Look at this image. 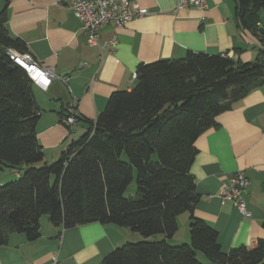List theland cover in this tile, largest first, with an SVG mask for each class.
<instances>
[{
	"label": "trees",
	"instance_id": "16d2710c",
	"mask_svg": "<svg viewBox=\"0 0 264 264\" xmlns=\"http://www.w3.org/2000/svg\"><path fill=\"white\" fill-rule=\"evenodd\" d=\"M0 9V169L21 167L0 185V246L10 234H40V218L71 228L99 222L128 227L143 239L116 247L98 264H264V238L223 251L217 231L195 216L199 195L190 173L195 140L216 116L264 83V51L253 61L187 51L181 58L139 63L130 90L113 91L105 108L53 162L37 140L40 109L33 83L7 50L26 44ZM240 27L264 43V0H235ZM66 115V113H65ZM64 115V116H65ZM126 152L127 160L122 159ZM136 174L134 196L125 190ZM189 214V241L170 244L177 216ZM162 234L165 238L149 240ZM198 253L204 256L199 260Z\"/></svg>",
	"mask_w": 264,
	"mask_h": 264
},
{
	"label": "crops",
	"instance_id": "0c3cea01",
	"mask_svg": "<svg viewBox=\"0 0 264 264\" xmlns=\"http://www.w3.org/2000/svg\"><path fill=\"white\" fill-rule=\"evenodd\" d=\"M135 1L147 14L122 26L105 24L99 30L98 46L88 45L82 22L70 8L72 0L9 1V32L25 42L40 66L55 74L47 87L33 84L40 109L37 140L45 161L57 159L75 136L86 131L87 120L98 116L113 91L135 85L133 74L139 63L181 58L187 51L226 54L241 62L259 55L257 38L237 22L235 0H207L204 8L183 9H176L174 0ZM3 6L0 0V9ZM259 21L264 29V8ZM113 37L116 43L110 44ZM73 101L78 121L69 131L61 119ZM215 120L216 125L195 140L197 153L190 173L199 195L194 214L217 231L226 252L264 238V83ZM237 170L249 181L243 195L247 215L219 196ZM177 224L167 241L189 242L188 212L177 216ZM162 238L161 234L148 239ZM141 239L130 228L112 223L63 228L42 215L39 237L28 240L24 233L10 234L7 244L0 246V264H98L121 244Z\"/></svg>",
	"mask_w": 264,
	"mask_h": 264
},
{
	"label": "built area",
	"instance_id": "2783aa9c",
	"mask_svg": "<svg viewBox=\"0 0 264 264\" xmlns=\"http://www.w3.org/2000/svg\"><path fill=\"white\" fill-rule=\"evenodd\" d=\"M206 1L174 0L176 9L186 7L204 8L207 5ZM70 8L82 22L87 37L86 40L90 46L99 45V30L105 24L122 26L135 18L146 15L148 12L145 7L139 6L135 0H72ZM257 41L258 47L264 51V43L258 39ZM109 43H116V38L110 39ZM7 53L15 64L26 71L33 84L47 87L50 80L55 77L50 68L40 66L28 51L21 53L8 49ZM135 77L136 74L134 73L133 78ZM61 121L69 131L72 130V126L78 121L76 101L67 106L66 115ZM248 184L249 181L244 172L237 170L230 175L228 184L220 190L219 196L222 200L233 202L242 214L247 215V205L243 195Z\"/></svg>",
	"mask_w": 264,
	"mask_h": 264
},
{
	"label": "rangeland",
	"instance_id": "374dc122",
	"mask_svg": "<svg viewBox=\"0 0 264 264\" xmlns=\"http://www.w3.org/2000/svg\"><path fill=\"white\" fill-rule=\"evenodd\" d=\"M80 136L81 135L75 136L74 140H77ZM122 159L125 160V161L128 159L126 152H124V154L122 155ZM55 160L56 159L50 160L48 162H53ZM18 172H22V169H21L20 166L14 168V169L13 168L0 169V185H3L6 182H9L11 180H14V179H8V178H14L15 175H16V178L18 179V175H17ZM135 191H136V174H134L133 179H132L131 183L128 185V187L126 188L124 194L127 197L134 196L135 195ZM158 235H161V234H156V236H158ZM141 240H145V239H141ZM182 243H187V242H181L179 244H182ZM198 258L201 261H204V259H205L204 256L201 253H198Z\"/></svg>",
	"mask_w": 264,
	"mask_h": 264
},
{
	"label": "water",
	"instance_id": "95a60500",
	"mask_svg": "<svg viewBox=\"0 0 264 264\" xmlns=\"http://www.w3.org/2000/svg\"><path fill=\"white\" fill-rule=\"evenodd\" d=\"M261 31H262V32L264 31L263 28H261Z\"/></svg>",
	"mask_w": 264,
	"mask_h": 264
}]
</instances>
